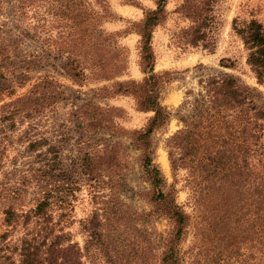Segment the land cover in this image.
<instances>
[{
    "label": "rangeland",
    "instance_id": "374dc122",
    "mask_svg": "<svg viewBox=\"0 0 264 264\" xmlns=\"http://www.w3.org/2000/svg\"><path fill=\"white\" fill-rule=\"evenodd\" d=\"M24 1L0 0V264H9L10 260L17 264L18 239L33 221L30 219L28 228L20 222L5 225L3 210L10 206L22 215L41 186L51 179L54 184L74 185L71 197L68 189L64 192L67 203L62 217L58 218L60 209L53 205L51 220L58 221L68 232L69 242L80 249V264H102L97 249L84 248L81 221L96 213L101 226L107 228L105 218L115 209L125 212L128 218L119 234L123 241L118 264H158L169 225L164 217L149 214L151 204L143 196L148 184L139 169L138 151L131 144L132 131L140 128L151 113L139 111L134 97L118 92L115 86L116 81H140L145 76L139 64L138 21L144 9L153 8L152 0H104L111 16L101 22L100 28L110 34V42L119 51L117 59L121 57L123 63V68L107 79H97L89 69L78 77L68 75L62 67L63 55L51 42L55 30L47 31V26L34 21L35 12ZM183 1L164 0L162 16L149 36L152 72L167 73L159 85L157 101L169 114L150 139L151 163L166 184L174 183L176 201L189 211L184 171L174 175L170 169L168 139L182 127L180 117L190 113L193 99L202 93L200 81L208 76L235 77L250 90L254 103L264 109V80L258 82L250 71L242 41L233 29L252 19L264 32V0L210 1L207 23L200 28L205 36L195 45L188 42L192 23L180 8ZM22 73L27 76L25 80L20 79ZM34 85L38 86L35 97L39 99L34 104L37 110H19L9 119L8 112L16 107V100L26 99ZM9 87L13 89L11 95ZM87 102L115 108L108 128L95 132L80 129L77 111ZM29 111L30 116L24 114ZM33 141L40 144L31 151L28 144ZM109 145H114L119 154V168L98 180H87L77 165L81 156L78 148L101 150ZM48 147H53L54 153ZM48 162H55L53 173L57 177L41 175ZM189 239L188 235L186 241ZM127 240L137 243L136 247H127Z\"/></svg>",
    "mask_w": 264,
    "mask_h": 264
},
{
    "label": "trees",
    "instance_id": "16d2710c",
    "mask_svg": "<svg viewBox=\"0 0 264 264\" xmlns=\"http://www.w3.org/2000/svg\"><path fill=\"white\" fill-rule=\"evenodd\" d=\"M210 1H183L180 8L192 23L188 30L189 43L195 45L198 39L203 40L205 35L200 28L207 23ZM24 2L35 12L34 21L47 26V31L55 30L56 36L51 42L63 55L62 67L68 75L78 77L89 69L97 79H107L123 68L121 57L117 59L119 51L110 42V34L100 28L101 22L111 16L104 0ZM152 2L153 8L144 9L138 21L139 64L145 76L140 81H116L115 86L118 92L134 97L139 111L151 113L140 128L132 131L131 144L138 151L139 169L148 184L143 196L151 204L149 214L164 217L169 225L158 264H264V109L254 103L247 87L229 74L206 77L200 81L202 93L193 99L190 113L180 117L182 127L168 139L170 169L174 175L178 170L184 171L189 211L176 201L174 183L166 184L151 163L150 135L169 117L157 101L159 85L167 73L152 72L148 51L149 36L162 16L164 0ZM233 29L246 51V64L256 80L263 82L261 24L251 19ZM19 76L22 80L27 77L23 73ZM37 87L33 86L26 99L16 100V107L8 112L9 119L19 110H37L34 106L39 99L35 97ZM12 92V88L8 89V94ZM113 110L87 102L77 111V124L84 131L105 130L112 123ZM29 112L24 114L30 116ZM39 144V141L29 142L28 148L34 151ZM48 148L54 153L53 147ZM78 150L79 172L89 181L98 180L120 166L114 145L103 146L101 150L82 147ZM55 169V162H48L41 175L57 177L53 173ZM73 186L70 182L54 184L51 179L41 186L40 193L22 215L10 206L3 210L5 225L20 222L28 228L33 219L30 229L18 239L17 264H80V249L76 243L69 242L63 226L51 220L53 205L60 209L58 218L62 217L67 203L64 192L68 189L71 197ZM96 216L92 213L80 223L85 235L84 248L97 249L102 264H118L123 241L119 234L128 218L118 209L109 211L105 218L109 227L103 228ZM20 217L22 220L18 221ZM123 233L126 236V231ZM188 235L190 239L186 241ZM125 245L135 248L137 243L127 240ZM9 264H13L11 260Z\"/></svg>",
    "mask_w": 264,
    "mask_h": 264
}]
</instances>
